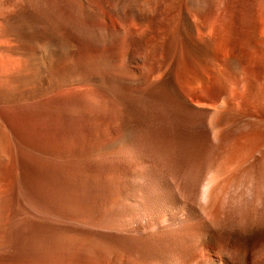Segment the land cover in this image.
Listing matches in <instances>:
<instances>
[{
    "label": "bare ground",
    "instance_id": "1",
    "mask_svg": "<svg viewBox=\"0 0 264 264\" xmlns=\"http://www.w3.org/2000/svg\"><path fill=\"white\" fill-rule=\"evenodd\" d=\"M32 6L50 8V13L66 7V38L96 50L93 76H79L80 65L70 63L72 45L65 49L48 41L40 48L36 39L20 35L26 25L21 16ZM56 13L48 14L50 20L59 19ZM85 78L99 91L98 105L111 110L117 121L166 115L187 121L202 159L210 155L212 161L232 144L262 140L264 0H0L2 204L11 198L12 182L20 184V170L31 172L29 165L41 161L47 177V167L63 160L61 153L47 154L43 146L65 132L66 85ZM54 89L59 92L52 95ZM204 126L214 143L205 149ZM217 208L210 227L241 226L244 242L264 236V214L258 216L256 209L232 219ZM209 226L200 224L204 243L195 251L190 247L186 257L216 248ZM249 246L240 247L236 259L215 249L218 259L211 253L195 264H264V245L255 251Z\"/></svg>",
    "mask_w": 264,
    "mask_h": 264
},
{
    "label": "rangeland",
    "instance_id": "2",
    "mask_svg": "<svg viewBox=\"0 0 264 264\" xmlns=\"http://www.w3.org/2000/svg\"><path fill=\"white\" fill-rule=\"evenodd\" d=\"M65 8L53 13L42 6L24 11L21 20L26 25L20 35L36 39L39 46L48 41L65 49L72 45L70 63L80 65L79 76H93L96 50L66 38ZM55 13L59 19L50 20ZM58 92L54 89L52 95ZM98 95L90 78L66 85L65 204L57 209L56 198L40 201L37 189L20 190L13 181L11 198L0 202V264H184L185 258V264H195L199 256L207 259L211 253L218 259L216 250L236 259L247 243L254 251L264 245L260 234L258 241L244 242L241 226H209L219 206L232 219L245 214V209L264 214V137L240 146L230 144L212 161L210 155L202 159L187 121L167 115L117 121L111 110L98 105ZM8 129L7 138L13 142ZM203 132L202 146L214 144L205 126ZM34 181L37 187V176ZM16 194L33 196L16 201ZM43 205L54 210L40 212ZM29 221L42 226L21 227ZM200 224L209 226L216 250L188 258L190 247L195 251L204 243ZM63 226L66 246L54 248L48 237L53 227Z\"/></svg>",
    "mask_w": 264,
    "mask_h": 264
},
{
    "label": "crops",
    "instance_id": "3",
    "mask_svg": "<svg viewBox=\"0 0 264 264\" xmlns=\"http://www.w3.org/2000/svg\"><path fill=\"white\" fill-rule=\"evenodd\" d=\"M66 118V117H65ZM66 120V119H65ZM65 125V132L56 136V142L53 144L52 142L45 144L43 149L47 154H62L63 160L58 162V160H54L51 163V166L47 167L48 176L45 177L43 174L46 170V164L44 162L39 161L35 166H30L28 168L31 169V172L23 169L18 172V179L20 180L19 189L27 190V191H34L37 189L38 191V199L40 201H48L51 199L56 198L59 202V206L57 209H60L64 206L66 201V121ZM51 141V138H50ZM54 157V156H53ZM41 159V158H40ZM53 160V159H50ZM22 169V168H21ZM35 172V173H34ZM34 174V175H33ZM32 175V176H31ZM52 175V176H51ZM20 176V178H19ZM37 176L38 184L35 187V177ZM18 189V190H19ZM33 195L28 194H16L15 200L20 201L22 200H29L32 198ZM54 208L51 206L43 205L40 207L39 211L43 213H49L53 211ZM18 226H20L18 224ZM41 227L42 225H33L32 221L29 223H25L21 225L22 228H35ZM52 234L48 237L49 242H51L54 248H63L66 246V228L63 227H53ZM102 247L98 249L101 252Z\"/></svg>",
    "mask_w": 264,
    "mask_h": 264
}]
</instances>
